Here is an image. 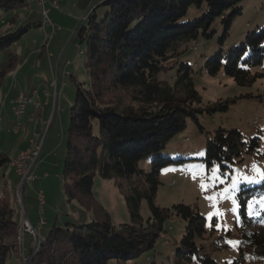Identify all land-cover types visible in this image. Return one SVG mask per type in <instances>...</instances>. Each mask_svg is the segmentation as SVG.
<instances>
[{"label": "trees", "instance_id": "16d2710c", "mask_svg": "<svg viewBox=\"0 0 264 264\" xmlns=\"http://www.w3.org/2000/svg\"><path fill=\"white\" fill-rule=\"evenodd\" d=\"M242 1L104 0L99 5L104 10L102 15L95 9L90 12L77 32L86 43V80L77 83L70 108L62 177L68 202L77 199L102 216L79 224L67 221L52 225L28 264H111L112 259L126 262L155 246L173 214L185 222L173 250L175 264H264L262 175L254 183L239 178L236 227L240 243L229 263L219 262L205 249L208 245L221 249L229 244L226 235H214L213 226L208 229L207 219L199 209L184 203L161 207L155 199L159 172L164 166L190 164L209 174H214L212 169L216 168L223 184L229 182L236 166L252 157L264 159L263 132L257 125L253 126L255 134L247 137L239 128L219 124L209 131L202 148L190 150L188 155L174 141L190 124L205 131L201 119L222 115L238 98L262 99L261 94L248 91L238 98L202 107V97L195 88L196 72L211 77L222 74L241 88H251L257 80L264 79V28L248 33L240 43L225 41ZM28 4V0H0V9L7 11ZM16 17L13 14L11 22ZM218 21L225 25L217 49L190 57L188 43L216 34ZM40 23L17 24L12 31L1 34L0 51L20 39L31 25ZM183 45L186 48L180 51ZM171 59L174 60L167 70L175 72L173 84L160 77ZM16 60V54L9 51L0 77L15 69ZM111 88L127 91L130 105L120 108L106 100L105 92ZM254 116L259 117L254 114L251 123ZM146 159L151 160L149 170L140 167ZM7 162H11L10 158L0 153V168ZM96 175L114 180L129 222L118 226L111 222L109 213L94 197ZM143 199L150 211L146 220L140 214ZM249 201L253 202L251 209ZM17 223L10 198L0 196V264L18 251L17 240L19 248L23 245L18 235L16 238ZM204 235L210 238L209 244L201 241Z\"/></svg>", "mask_w": 264, "mask_h": 264}, {"label": "rangeland", "instance_id": "374dc122", "mask_svg": "<svg viewBox=\"0 0 264 264\" xmlns=\"http://www.w3.org/2000/svg\"><path fill=\"white\" fill-rule=\"evenodd\" d=\"M69 1L70 4L72 1H77L83 5L82 10H80L81 13L85 9L83 16L79 15V11L78 16H75L74 13H77V10L75 9L74 11L71 7L70 11L68 8L63 7V1H60V9L52 10L49 13L53 24L60 28L54 37L53 35L50 37L51 30L44 33L47 30L45 26L41 24L39 26L31 25L23 37L16 42L19 45L5 46L0 51L1 69L8 59L9 51H18L25 41L32 44L31 41L33 39H38L41 36V38L44 37V44H47L53 37L49 44V49L45 53V58L42 59V63L31 67L26 82L27 87H29L27 89H31L36 83H42L45 88H50L51 94L48 97L38 98L41 106H36V102L34 101L29 103L28 109L25 110L26 112L20 121H17L15 114L10 111L9 115H2L4 118L0 122V153L9 157L14 155V151L17 149L24 148L35 132H38L40 135L39 138H36V142H39L42 137H44L45 141L40 157L36 160L32 169L34 179L30 182L24 181L23 184L27 215L30 216L31 223L37 227V233L40 238L38 240L37 235L24 233L23 237H20V243L23 240V245L19 248V243L16 239L18 251L12 252L7 257L5 264H28L30 255L37 249L42 237L49 232L54 224L63 225L67 221L79 224L95 217L101 218L102 216L101 212L87 209L77 199L68 202L64 193L62 171L67 147L70 108L74 103L77 83L86 80V70L84 67L86 43L80 40L77 32L85 23L86 17L92 10L95 9L98 15L103 14L104 10L99 4L104 0H95L92 4H90L91 1L88 3L86 0ZM28 3L26 6L11 8L7 11L0 9V35L12 31L17 24L25 25L33 22L38 23L43 20L41 7L33 1H28ZM238 7H240V12L234 17L228 35L225 37V41L231 44L240 43L248 33L264 28V0H243ZM15 13L17 14L15 22L14 20L11 22L10 18ZM64 18L67 19L64 20ZM224 25V21H218L215 24L217 28L216 34L208 38L199 37L195 42L188 43V47L190 46L192 49L188 48L191 51L189 56L194 57L203 50L204 52H211L217 49L219 46L218 37L223 33ZM45 35L46 37L49 36V40H46ZM53 44H57L55 48L52 47ZM184 48L186 47L183 45L179 50L181 51ZM48 53H52L50 59L47 58ZM173 60L171 59L166 63V69L160 75L169 84H173L175 80V72L167 70ZM196 61L198 63V60ZM52 70L56 71L57 76L58 96L56 100L53 98L54 90L52 86H48L52 80ZM13 73L10 72L7 75L10 77L3 78V89L13 84ZM193 77L195 88L202 97V107L225 99L238 98L239 94L248 91H251L253 94H261L262 99L260 100L257 97L238 98L236 102L230 103L231 106L222 115L215 114L213 118L201 119L202 124L206 127L205 131H200L198 126L190 124L184 132L174 137L177 148L185 152L186 155H188L190 150H194L195 148L199 151L204 144L205 138L210 136L209 131L219 124H222L226 128H239L247 137L255 134L256 128L254 127L257 125V128L263 132L261 141L264 144V79L257 80L251 88H241L236 86L232 79L222 74L211 77L205 72H196ZM105 99L112 101L113 104H117L120 108L130 105L128 92L120 88L108 89L105 92ZM254 114L259 117L254 116V119L255 117L257 118L253 119L251 123ZM50 116L51 119L48 121ZM43 120H47L49 124L41 125L40 129L39 126L36 127L37 121L40 125ZM17 122H20L21 130L19 133H16L12 129L13 125L17 124ZM13 160H11V164L7 162L0 168V196L6 195L10 198L13 206V218L18 222L15 230L17 238L21 209L19 203L16 202L15 192L20 179L14 172V167H12ZM150 164V159L142 160L140 167L149 170ZM253 165H255V168H253ZM213 175L190 164L164 166L159 172L160 183L156 192V202L161 207H171L176 203L193 206L199 209L200 213L206 217L208 229L211 230L210 227H214V235L222 233L226 235L228 241H238L237 214L231 211L233 208L232 200L233 198L236 199V189H231V185L234 179L238 185L239 178L249 177L257 179L258 175H264V159L258 160L252 157L243 164L236 166L228 183L222 184V180L219 177L218 180H211L210 177ZM202 182L206 185L211 184L212 186L203 190L201 188ZM225 189H229V192L226 193ZM39 190H42L45 195V204L42 207L39 206L37 199V192ZM93 192L95 199L109 213L113 224L118 226L120 223L129 222L130 218L123 196L113 179L102 178L96 175L93 183ZM221 194H223V198ZM208 196H213L215 199L210 201L206 198ZM214 204L215 207H213ZM216 211H220L221 214L209 218V213ZM140 214L143 220H146L150 215L145 199L141 201ZM214 218L215 221H213ZM225 223L227 224V231L224 229ZM217 224L221 225L219 229L216 228ZM184 227V220L173 214L165 223L166 231L158 236L153 248L143 251L138 257L126 262L118 263L115 259H112L110 263L175 264L173 261V250L180 241ZM201 241L204 242V245L205 243L209 244L210 238L204 235ZM237 247L238 244L234 246L229 244L227 247L217 249L208 245L205 249L211 251L212 256L219 262L229 263L235 258L234 255L236 254ZM29 249H31L30 253H28Z\"/></svg>", "mask_w": 264, "mask_h": 264}, {"label": "crops", "instance_id": "0c3cea01", "mask_svg": "<svg viewBox=\"0 0 264 264\" xmlns=\"http://www.w3.org/2000/svg\"><path fill=\"white\" fill-rule=\"evenodd\" d=\"M60 1H63V7L65 8H68L70 11H71V7L74 9L77 10V13H74L75 16H78V11H79V15L83 16V12L84 10L80 13V10H82L83 8V5L81 3H78L77 1H72V3L70 4V1L69 0H59ZM78 1H85V0H78ZM88 3H91L95 0H86ZM100 1V0H99ZM32 2V1H30ZM34 2V1H33ZM103 2V1H102ZM101 2V3H102ZM100 3V4H101ZM37 4V3H36ZM99 4V5H100ZM38 5V4H37ZM39 6V5H38ZM86 8V7H85ZM89 8V7H88ZM60 9V6L58 5V8H52L49 13L52 11V10H59ZM55 17V15H54ZM56 18V17H55ZM67 19V18H64V20ZM58 20V19H56ZM52 21V20H51ZM53 23V21H52ZM41 24V23H40ZM39 24V25H40ZM39 25H36V26H39ZM59 27V26H58ZM47 30L44 32H49L50 30V27L49 26H46ZM60 30V28L58 29ZM57 30V31H58ZM57 31L55 32V34L57 33ZM54 34V35H55ZM53 35V37H54ZM23 37V36H22ZM53 37L48 41L47 44H44V37L41 38V36L38 38V39H33L31 42L32 44L28 43L27 41L24 42L23 46L18 49V51H14V50H11V52H14V54H16L17 56V65L15 67V69H13L12 71H9L8 73L10 72H14L13 75H12V78L14 80L13 84L9 87V85L7 86L6 89H3L2 87V83H3V78L4 77H10V76H7L8 73H6L5 75H3L2 77H0V122L3 120L4 117H2V115L4 116H7L10 114V111L13 112V109H12V103H11V100L12 98H14L15 96H17L19 93H24L25 95L29 96L30 98L33 99L34 102H39V99L40 97H48V95L51 94V91H50V88H45L44 85H42V83H36V85L34 87H31V89H27L29 87H27V79H28V75L31 71V67H35L37 64H40L42 63V59L45 58V53H47L48 49H49V44L51 42V40L53 39ZM18 41V40H17ZM16 41V42H17ZM61 41V40H59ZM13 43V44H17L19 45L18 43ZM12 44V45H13ZM33 45V46H32ZM57 44H53L52 47H56ZM46 51V52H45ZM9 54V53H8ZM52 54V53H51ZM51 54L48 53V56L47 58L50 59L51 57ZM6 63V62H5ZM54 77L57 79V76H56V71H53L52 70V80L54 79ZM19 78V79H18ZM20 80V81H19ZM51 82V81H50ZM50 82H49V85L50 86ZM23 83V84H22ZM24 89H23V88ZM51 87V86H50ZM57 96H58V92L56 94V99H57ZM53 98H54V92H53ZM38 100V101H36ZM41 106V103L40 105ZM28 107V106H27ZM26 107L25 110H27L28 108ZM26 112V111H25ZM24 112V114H25ZM14 113V112H13ZM23 114V115H24ZM23 117V116H22ZM51 119V116L49 118L48 121H50ZM47 120H43L42 123L39 125V122L37 121V124H36V127L39 126V129L41 128V125L45 124H49ZM13 129V127H12ZM0 130H1V126H0ZM21 130V129H20ZM19 130V132H20ZM26 130L28 131V129L26 128ZM18 132V133H19ZM30 136V135H29ZM40 136V135H39ZM45 143V141H44ZM43 143V145H44ZM42 145V146H43ZM27 146V147H26ZM26 146L24 148H19L17 149L16 151H14V155H12L11 157H8L10 158V160H13L14 158H16L19 153L21 151H24L28 148L29 146V140H28V144H26ZM41 152H42V148H41ZM40 152V154H41ZM40 157V155H39ZM38 157V158H39ZM11 164V162H10ZM13 167V166H12ZM14 169V168H13ZM14 171V170H13ZM15 172V171H14ZM17 175V174H16ZM30 221H31V218L30 216L28 215ZM44 221V220H43ZM11 255V254H10Z\"/></svg>", "mask_w": 264, "mask_h": 264}, {"label": "built area", "instance_id": "2783aa9c", "mask_svg": "<svg viewBox=\"0 0 264 264\" xmlns=\"http://www.w3.org/2000/svg\"><path fill=\"white\" fill-rule=\"evenodd\" d=\"M39 4L43 6V16L42 19H47L49 23V27L51 28V32L54 35L55 32L59 29V27L55 26L50 17H49V11L52 8H58L59 0H38ZM52 81V88L54 90V100H56V94L58 92L57 89V79L54 77ZM33 99L29 96L25 95L24 93H19L17 96L12 98V109L13 112L17 118V121H20L21 117L23 116L26 107L29 103H32ZM257 117H255L256 119ZM254 119V120H255ZM16 128V124L13 125V131ZM36 138H39V133L35 132L33 136L30 138L29 146L26 150L21 151L20 156H17V162H18V169H16L15 173L17 175H20V185L17 187V191L20 194V209H21V217L19 226L22 230V237L24 233L37 235V227L31 223L28 215L26 206L24 203V181H32L34 179V175L32 172V169L36 163V160L38 159L42 145L44 143V137L40 139L39 142H36ZM37 199L38 204L40 207H42L45 204V195L42 190H39L37 192Z\"/></svg>", "mask_w": 264, "mask_h": 264}, {"label": "snow or ice", "instance_id": "6c2138e0", "mask_svg": "<svg viewBox=\"0 0 264 264\" xmlns=\"http://www.w3.org/2000/svg\"><path fill=\"white\" fill-rule=\"evenodd\" d=\"M253 168H255V165H253ZM212 171H213L214 175H213L212 177H210V179H211V180H218V176L216 175V173H217V169H216V168H213ZM194 178H195V177H194ZM262 178H264V175H262ZM243 179H244L247 183L258 182V181H256V180H254L253 178H249V177H244ZM221 183H222V181H221ZM211 186H212L211 184L206 185L204 182L201 183V188H202L203 190H206L208 187H211ZM231 189H237V181H236L235 179H234L233 182H232ZM224 191L227 193V192H229V189H225ZM221 196H222V198H223V194H221ZM206 198L209 199L210 201L215 199V197H213V196H208V197H206ZM232 203H233V208L231 209V211H232L234 214H237V222H238V220H239V216H238V208H239V205L237 204V201H236V199H234V198H233V200H232ZM252 203H253L252 201H249V202H248V208H249V209H251V207H252ZM213 207H215V204L213 205ZM220 214H221L220 211H216V212L209 213V218H212L213 216H218V215H220ZM220 227H221L220 224H217V225H216V228H217V229H219ZM224 229H225L226 231L228 230V228H227V224H226V223L224 224ZM226 243H228V244L234 246V245H236V244H238V243H240V242H239V241H226Z\"/></svg>", "mask_w": 264, "mask_h": 264}, {"label": "bare ground", "instance_id": "6f19581e", "mask_svg": "<svg viewBox=\"0 0 264 264\" xmlns=\"http://www.w3.org/2000/svg\"><path fill=\"white\" fill-rule=\"evenodd\" d=\"M28 1H34V2H36L40 7H41V15L43 16V6L41 5V4H39V2H38V0H28ZM41 25H43V26H49V23H48V21H47V19H43L42 21H41ZM50 30H51V28H50ZM53 34H52V32L50 33V37L52 36ZM45 37H46V35H45ZM46 40H49V36H47L46 37ZM50 85L52 86V82L50 83ZM33 102V101H32ZM39 104L40 103H38V102H36L35 103V105L36 106H39ZM257 124V123H256ZM256 126V125H255ZM19 130H20V122H17V124H16V128H15V132L16 133H18L19 132ZM29 141H30V139H29ZM20 154H21V152L19 153V155L18 156H20ZM12 166L14 167V170L16 171V169H18V162H17V157L12 161ZM18 177H19V179H20V175H17ZM19 185H20V181H19V184H18V186L17 187H19ZM16 202L17 203H19V205H20V194L18 193V191H17V188H16ZM18 237H19V241H20V237L22 236V230H21V228H20V226L18 227Z\"/></svg>", "mask_w": 264, "mask_h": 264}, {"label": "water", "instance_id": "95a60500", "mask_svg": "<svg viewBox=\"0 0 264 264\" xmlns=\"http://www.w3.org/2000/svg\"><path fill=\"white\" fill-rule=\"evenodd\" d=\"M37 237H38V240H39V238H40V237H39V235H38V234H37Z\"/></svg>", "mask_w": 264, "mask_h": 264}]
</instances>
